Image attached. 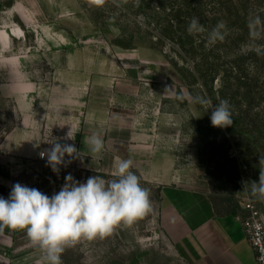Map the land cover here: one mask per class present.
<instances>
[{
	"label": "rangeland",
	"instance_id": "374dc122",
	"mask_svg": "<svg viewBox=\"0 0 264 264\" xmlns=\"http://www.w3.org/2000/svg\"><path fill=\"white\" fill-rule=\"evenodd\" d=\"M191 1L0 0V196L17 182L51 196L69 174L110 179L120 158L150 192L148 215L67 247L62 264H192L161 226L171 181L264 229V201L251 195L264 159V68L251 54L264 51V0ZM193 17L228 34L215 44L189 34ZM20 28L8 47L2 33ZM197 97L227 100L233 124L213 127ZM92 133L99 154L84 142ZM52 142L78 153L58 173L40 155ZM0 264H42V253L25 230L4 228Z\"/></svg>",
	"mask_w": 264,
	"mask_h": 264
},
{
	"label": "clouds",
	"instance_id": "9594fccd",
	"mask_svg": "<svg viewBox=\"0 0 264 264\" xmlns=\"http://www.w3.org/2000/svg\"><path fill=\"white\" fill-rule=\"evenodd\" d=\"M91 2L102 6L106 0ZM112 3L120 6L119 0ZM187 31L193 35L207 32L210 44L223 41L228 34L223 21L208 31L197 17L191 18ZM196 102L206 106V110L212 109L213 127L226 128L233 124L227 100L221 99L215 106L209 98L197 97ZM84 142L92 153L99 154L104 149L103 137L98 133H92ZM65 154L78 155L73 145L58 142H52L50 149L40 153L42 158L47 156L55 173L59 172L58 166L63 163ZM259 164V179L251 182V195L264 201V159H260ZM133 167L131 159L120 158L114 162L110 179L96 175L80 182L69 174L61 189L51 196L17 182L7 198L0 196V232L4 228L25 230L31 245L41 251L42 264H62L61 257L67 247L82 239L104 238L114 228L131 226L152 211L150 192L141 186Z\"/></svg>",
	"mask_w": 264,
	"mask_h": 264
},
{
	"label": "crops",
	"instance_id": "0c3cea01",
	"mask_svg": "<svg viewBox=\"0 0 264 264\" xmlns=\"http://www.w3.org/2000/svg\"><path fill=\"white\" fill-rule=\"evenodd\" d=\"M22 32L15 29L10 34L2 33L3 42L9 47L11 41L7 39H16ZM58 36L69 43L65 33ZM171 182L164 184L159 209L161 226L192 264H257L240 217L220 213L206 192Z\"/></svg>",
	"mask_w": 264,
	"mask_h": 264
},
{
	"label": "built area",
	"instance_id": "2783aa9c",
	"mask_svg": "<svg viewBox=\"0 0 264 264\" xmlns=\"http://www.w3.org/2000/svg\"><path fill=\"white\" fill-rule=\"evenodd\" d=\"M246 231L251 246L256 254L257 264H264V229L260 225H253L251 229L246 225Z\"/></svg>",
	"mask_w": 264,
	"mask_h": 264
},
{
	"label": "trees",
	"instance_id": "16d2710c",
	"mask_svg": "<svg viewBox=\"0 0 264 264\" xmlns=\"http://www.w3.org/2000/svg\"><path fill=\"white\" fill-rule=\"evenodd\" d=\"M193 1L196 3L197 0H192L191 2H193ZM250 32H251V29H249V33ZM251 54H253V55H260V57L258 58L257 68L258 69L264 68V51L263 50L262 51H259L258 50V51H255L254 53L252 52ZM228 214L234 215L233 212H230Z\"/></svg>",
	"mask_w": 264,
	"mask_h": 264
},
{
	"label": "bare ground",
	"instance_id": "6f19581e",
	"mask_svg": "<svg viewBox=\"0 0 264 264\" xmlns=\"http://www.w3.org/2000/svg\"><path fill=\"white\" fill-rule=\"evenodd\" d=\"M19 31H21V29H19ZM16 32H18V30H16ZM3 34H5V33H3Z\"/></svg>",
	"mask_w": 264,
	"mask_h": 264
}]
</instances>
